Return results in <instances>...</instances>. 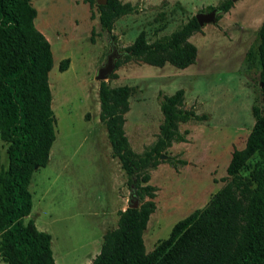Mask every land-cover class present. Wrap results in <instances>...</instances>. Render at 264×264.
<instances>
[{
  "label": "rangeland",
  "instance_id": "374dc122",
  "mask_svg": "<svg viewBox=\"0 0 264 264\" xmlns=\"http://www.w3.org/2000/svg\"><path fill=\"white\" fill-rule=\"evenodd\" d=\"M119 1L129 4L130 12L107 33L98 25L96 9L83 0H31L34 27L52 53L47 81L55 123L47 164L29 181L31 209L24 221L31 219L37 230L49 234L55 264H90L102 236L116 227L117 213L133 196L98 118L99 82L94 76L111 42L120 64L105 82L131 89L123 130L134 153L141 154L156 140L162 96L181 89L183 107L200 117L179 124V132L186 131L185 142L172 143L149 171L155 209L142 235L145 252L224 186L231 152L243 148L254 123L252 109L260 106L256 47L264 0ZM228 1V10L220 11ZM213 9L218 11L216 22L199 27L187 40L196 48L190 66L176 69L165 63L157 68L123 60L124 49L139 32L149 44L163 41L197 13ZM65 59L66 69L59 72ZM6 147L0 140L4 167Z\"/></svg>",
  "mask_w": 264,
  "mask_h": 264
},
{
  "label": "trees",
  "instance_id": "16d2710c",
  "mask_svg": "<svg viewBox=\"0 0 264 264\" xmlns=\"http://www.w3.org/2000/svg\"><path fill=\"white\" fill-rule=\"evenodd\" d=\"M94 1L83 0L96 9L98 25L107 33L130 12V5L119 0H106L105 5ZM230 5L229 1L222 4L220 11ZM35 16L31 0H0V140L7 145L6 166L0 164V260L4 264H55L49 234L37 230L31 219L24 221L31 209L27 188L33 168L47 164L55 123L47 81L52 53L34 27ZM198 30L192 18L165 40L150 44L141 31L124 49L123 60L184 69L194 63L196 48L187 40ZM257 38L260 106L252 109L254 123L243 148L231 152L224 186L202 208L175 222L168 236L149 252L142 239L155 209L149 171L172 143L185 142L186 131L180 133L179 124L200 117L183 107L181 89L162 96L156 140L136 154L123 130L131 89L99 82L98 118L111 157L139 202L137 208L117 213L116 227L104 233L90 264H264V20ZM66 64V59L60 61L58 71L63 72ZM119 64L120 60L114 62L113 71Z\"/></svg>",
  "mask_w": 264,
  "mask_h": 264
},
{
  "label": "water",
  "instance_id": "95a60500",
  "mask_svg": "<svg viewBox=\"0 0 264 264\" xmlns=\"http://www.w3.org/2000/svg\"><path fill=\"white\" fill-rule=\"evenodd\" d=\"M233 1V0H231ZM96 5H105L106 0H95L94 1ZM218 11L216 9L211 10L208 13L199 12L194 16V19L199 27L206 25V24H214L216 22V14ZM110 46V52L105 56L104 64L101 65L94 76V79L98 82H105L109 74L114 69V62L118 58V55L116 53V49L113 46L112 42L109 44ZM162 158V156H160ZM34 170L37 169V167L33 168ZM138 207L137 199L134 196H131L129 203L127 205V208L135 209Z\"/></svg>",
  "mask_w": 264,
  "mask_h": 264
},
{
  "label": "crops",
  "instance_id": "0c3cea01",
  "mask_svg": "<svg viewBox=\"0 0 264 264\" xmlns=\"http://www.w3.org/2000/svg\"><path fill=\"white\" fill-rule=\"evenodd\" d=\"M123 211V210H122ZM34 225H35V223H34ZM50 249H51V243H50Z\"/></svg>",
  "mask_w": 264,
  "mask_h": 264
}]
</instances>
